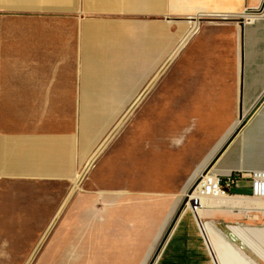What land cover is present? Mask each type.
I'll return each mask as SVG.
<instances>
[{
	"label": "crops",
	"instance_id": "crops-1",
	"mask_svg": "<svg viewBox=\"0 0 264 264\" xmlns=\"http://www.w3.org/2000/svg\"><path fill=\"white\" fill-rule=\"evenodd\" d=\"M45 1L51 3L14 5L0 0V177L11 176L13 169L42 179L72 176L77 159L72 114L131 111L129 105L139 101L141 89L156 76L154 68L139 76L140 54L134 48L154 46L150 25L158 24L148 20L149 25H142L145 21L133 19L131 59L127 53L133 69L125 71L136 76L130 81L122 74L125 53H115L113 40L101 41L107 33L113 38L115 21L120 20L116 16L208 19L185 43L187 34L180 35V50L174 55L177 38L172 25L164 24L166 95H186L183 90L192 80L195 83L190 86L215 97V105L221 96L234 97L236 108L231 109L244 113L264 95V0H147V7L145 0H138L140 7L131 11L119 7L129 0ZM173 86L179 91L171 92ZM123 95L128 97L126 103L117 98ZM31 113L45 115L35 119ZM241 132L213 165V174L264 169V100ZM240 134L244 142L241 162L233 147ZM256 142L258 150L252 148ZM18 153L21 158L13 162V154ZM226 153L228 159L223 160ZM245 182L240 181L234 191L249 195L239 191ZM29 199L34 200V194ZM207 202L198 219L190 208L181 214L155 264H264V231H245L238 219H231L230 211L227 219H215L225 212L216 210L214 200ZM223 222L230 230H225Z\"/></svg>",
	"mask_w": 264,
	"mask_h": 264
},
{
	"label": "rangeland",
	"instance_id": "rangeland-1",
	"mask_svg": "<svg viewBox=\"0 0 264 264\" xmlns=\"http://www.w3.org/2000/svg\"><path fill=\"white\" fill-rule=\"evenodd\" d=\"M10 1L14 5L51 3ZM137 3L138 0H129L119 7L131 11L140 7ZM81 17L85 18L76 16ZM114 18L120 19L115 21L117 31L113 38L107 33L101 41L113 40L117 45L115 53H125L122 74L130 81L136 76L125 71L133 69L131 60L127 62V53L131 59L134 48L133 19L145 21L142 25H149L148 20L158 24L150 25L155 45L134 48L140 54L139 76L154 68L156 77L141 89L139 101L129 105L131 111L72 114L77 136L72 176L42 179L13 169L11 176L0 177V264H147L194 181L195 171L210 160L241 121L240 112L231 109L236 108L232 104L234 97L221 96L215 105V97L190 86L195 81L189 80V87L183 90L186 95L165 94L169 90L164 85V24L172 25L177 38L173 41L174 55L180 50V35L187 34V41L208 19L194 21L173 15ZM174 91H179V87H171ZM117 98L126 103L128 97ZM31 115L42 119L45 113ZM233 147L241 162L242 134ZM252 148L258 150V142ZM20 158L19 153L13 154L12 161ZM227 159L228 153L223 160ZM244 184L239 191L250 193V181ZM29 194H34L35 199H29ZM236 194L240 195L234 192L230 196ZM208 199L214 200L216 210L225 212L215 219H227L230 211L231 219H238V226L245 231H264V201L249 198V205H231V198L206 197L205 205ZM225 224V230H230Z\"/></svg>",
	"mask_w": 264,
	"mask_h": 264
},
{
	"label": "built area",
	"instance_id": "built-area-1",
	"mask_svg": "<svg viewBox=\"0 0 264 264\" xmlns=\"http://www.w3.org/2000/svg\"><path fill=\"white\" fill-rule=\"evenodd\" d=\"M209 177H204L199 185L200 194L207 197L223 196L230 197L238 186L239 182L242 180H248L251 183V193L249 195H240L247 198H254L264 201V169H253L249 171H244L242 169H237L225 175V177L219 174H213L212 172ZM197 188V187H196ZM237 195V194H236ZM233 196V195H231ZM192 203L188 204V208L198 217V207L202 206L197 204V199Z\"/></svg>",
	"mask_w": 264,
	"mask_h": 264
},
{
	"label": "water",
	"instance_id": "water-1",
	"mask_svg": "<svg viewBox=\"0 0 264 264\" xmlns=\"http://www.w3.org/2000/svg\"><path fill=\"white\" fill-rule=\"evenodd\" d=\"M264 100V95L261 97L258 102L255 104L253 109L244 114L243 112H240V119L241 121L239 124L233 129V131L228 135V137L225 139V141L222 143L220 148L215 152V154L210 158V160L206 163V165L203 167V170L201 174L193 181V183L188 188L184 198L182 199L177 211L174 214L173 219L171 220L167 230L165 231L164 235L162 236L161 240L159 241L157 247L155 248L149 262L147 264H155L159 254L161 253V250L170 234V232L173 230L177 220L180 218L181 214L188 208V204L191 202V195L196 189V187L199 185L201 180L204 176H206L208 173L211 172V169L213 165L217 162V160L221 157V155L226 151V149L230 146V144L234 141V139L239 135V133L243 130L247 122L250 120V118L256 113L258 110L261 102ZM198 219V217H197Z\"/></svg>",
	"mask_w": 264,
	"mask_h": 264
},
{
	"label": "bare ground",
	"instance_id": "bare-ground-1",
	"mask_svg": "<svg viewBox=\"0 0 264 264\" xmlns=\"http://www.w3.org/2000/svg\"><path fill=\"white\" fill-rule=\"evenodd\" d=\"M196 25V24H195ZM188 38V37H187ZM187 38H184V40L182 41L183 43L186 41V39ZM118 127V126H117ZM225 141V140H224ZM221 146V145H220ZM206 165V164H205ZM204 165V166H205ZM204 166H202V167H199L196 171H195V173H194V175H193V177H194V180L201 174V172H202V170H203V167ZM209 176H211V174H207L206 176H204L205 178L206 177H209ZM203 177V178H204ZM193 183V182H192ZM201 183H199V185H200ZM191 185V184H190ZM199 185L197 186V188L194 190V192L192 193V195L190 196L191 197V199H193V201L195 200V199H197V204H201L202 206H199L198 207V211H197V213L198 214H201L202 215V209H203V207L205 206V203H206V197L207 196H205V195H201L200 194V189H199ZM215 198H217V199H221V198H225V200L227 199V198H231L228 202L231 204V205H246V204H251V201L249 200V198H247V197H245V196H240V195H236V196H230V197H223V196H214ZM222 202H226L227 204H228V202L227 201H222ZM245 207V206H244Z\"/></svg>",
	"mask_w": 264,
	"mask_h": 264
}]
</instances>
